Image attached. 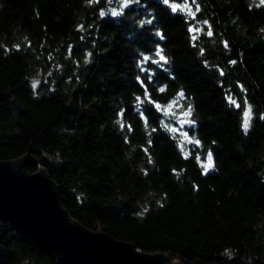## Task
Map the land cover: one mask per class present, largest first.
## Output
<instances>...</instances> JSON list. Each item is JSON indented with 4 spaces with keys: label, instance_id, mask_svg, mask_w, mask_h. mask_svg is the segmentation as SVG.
Returning <instances> with one entry per match:
<instances>
[{
    "label": "trees",
    "instance_id": "obj_1",
    "mask_svg": "<svg viewBox=\"0 0 264 264\" xmlns=\"http://www.w3.org/2000/svg\"><path fill=\"white\" fill-rule=\"evenodd\" d=\"M23 157L90 230L180 264H264V3L0 0V161ZM0 264L70 263L1 221Z\"/></svg>",
    "mask_w": 264,
    "mask_h": 264
},
{
    "label": "water",
    "instance_id": "obj_2",
    "mask_svg": "<svg viewBox=\"0 0 264 264\" xmlns=\"http://www.w3.org/2000/svg\"><path fill=\"white\" fill-rule=\"evenodd\" d=\"M32 163L28 157L0 161V222L13 223L61 263L180 264L73 220L48 173L27 171Z\"/></svg>",
    "mask_w": 264,
    "mask_h": 264
},
{
    "label": "rangeland",
    "instance_id": "obj_3",
    "mask_svg": "<svg viewBox=\"0 0 264 264\" xmlns=\"http://www.w3.org/2000/svg\"><path fill=\"white\" fill-rule=\"evenodd\" d=\"M235 106H240V104L236 103ZM242 107H243L242 111H243L244 122H245V112H249L250 109L249 116L247 118L249 125V122L252 119V109L250 105L246 102H243ZM162 109H163L164 117L167 120L166 125L168 129L178 136V139L181 141L182 147L188 151L189 146L193 144L198 145L190 137L189 130L193 126V122L191 121L190 111L183 109L180 101L178 100L173 101L170 105ZM208 157L209 154L205 155L203 160H204V166L206 170L209 172L212 169L213 160L211 157V161H209Z\"/></svg>",
    "mask_w": 264,
    "mask_h": 264
},
{
    "label": "snow or ice",
    "instance_id": "obj_4",
    "mask_svg": "<svg viewBox=\"0 0 264 264\" xmlns=\"http://www.w3.org/2000/svg\"><path fill=\"white\" fill-rule=\"evenodd\" d=\"M168 0H165V3H167ZM261 3H264V0H261ZM173 11H175L178 7H180V5H176L174 4L173 6ZM116 13H113V15H115ZM209 35H211V32H209ZM165 58L163 56H161V60H164ZM35 86V85H34ZM249 112H250V109H249ZM249 112H245V122H244V127H245V130L247 129L248 127V116H249ZM209 161H211V154H209V157H208Z\"/></svg>",
    "mask_w": 264,
    "mask_h": 264
}]
</instances>
